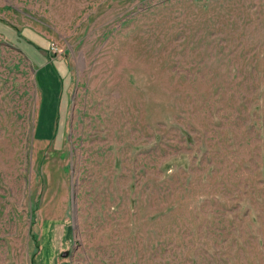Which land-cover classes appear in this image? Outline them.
I'll use <instances>...</instances> for the list:
<instances>
[{
    "label": "rangeland",
    "instance_id": "374dc122",
    "mask_svg": "<svg viewBox=\"0 0 264 264\" xmlns=\"http://www.w3.org/2000/svg\"><path fill=\"white\" fill-rule=\"evenodd\" d=\"M0 264H264V0H0Z\"/></svg>",
    "mask_w": 264,
    "mask_h": 264
},
{
    "label": "crops",
    "instance_id": "0c3cea01",
    "mask_svg": "<svg viewBox=\"0 0 264 264\" xmlns=\"http://www.w3.org/2000/svg\"><path fill=\"white\" fill-rule=\"evenodd\" d=\"M30 51H32L30 57L37 65L44 83L42 95L49 100L53 99L54 103H58L66 94V83L69 78L68 67L61 59L49 54L48 51L33 52L32 49ZM48 119V117L44 118V120ZM53 119L56 121L57 115ZM44 134L49 135V133Z\"/></svg>",
    "mask_w": 264,
    "mask_h": 264
},
{
    "label": "bare ground",
    "instance_id": "6f19581e",
    "mask_svg": "<svg viewBox=\"0 0 264 264\" xmlns=\"http://www.w3.org/2000/svg\"><path fill=\"white\" fill-rule=\"evenodd\" d=\"M45 248H46V246H45ZM51 248V247H50ZM48 249V248H47ZM48 259V258H47Z\"/></svg>",
    "mask_w": 264,
    "mask_h": 264
}]
</instances>
